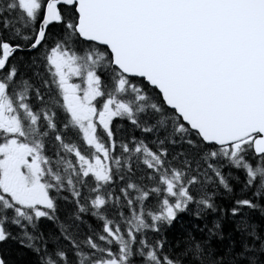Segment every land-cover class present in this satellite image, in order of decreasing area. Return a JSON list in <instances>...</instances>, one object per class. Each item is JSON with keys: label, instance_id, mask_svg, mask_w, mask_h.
Here are the masks:
<instances>
[{"label": "snow or ice", "instance_id": "6c2138e0", "mask_svg": "<svg viewBox=\"0 0 264 264\" xmlns=\"http://www.w3.org/2000/svg\"><path fill=\"white\" fill-rule=\"evenodd\" d=\"M0 264H264V0H0Z\"/></svg>", "mask_w": 264, "mask_h": 264}]
</instances>
